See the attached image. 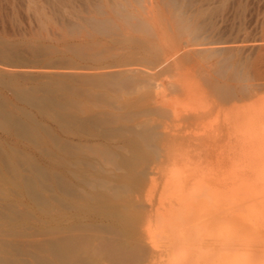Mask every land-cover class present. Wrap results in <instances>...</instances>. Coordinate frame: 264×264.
<instances>
[{
	"label": "bare ground",
	"instance_id": "6f19581e",
	"mask_svg": "<svg viewBox=\"0 0 264 264\" xmlns=\"http://www.w3.org/2000/svg\"><path fill=\"white\" fill-rule=\"evenodd\" d=\"M91 3L65 27L113 45L70 50L118 70L42 80L19 66L51 50L0 38V264H264V40L215 38L226 1L166 0L169 43L153 0ZM227 195L249 204L233 229Z\"/></svg>",
	"mask_w": 264,
	"mask_h": 264
},
{
	"label": "rangeland",
	"instance_id": "374dc122",
	"mask_svg": "<svg viewBox=\"0 0 264 264\" xmlns=\"http://www.w3.org/2000/svg\"><path fill=\"white\" fill-rule=\"evenodd\" d=\"M95 1L97 0H90V2H87L86 0H69L67 3H64V7L60 11L55 12L51 0H0V4H1L0 38L15 42L30 41L33 43L40 44L44 47H47L52 52L51 58L48 61L40 60L34 62L32 60H29L28 58V60H26L25 63L19 66V69L21 70L23 68L22 70H24L26 68L25 71H28L27 69H31L34 63L33 65L34 70L32 69L30 71L33 72L35 71L33 74L37 73V75L34 76H38V78L41 77L40 79L42 80H46L50 75H64V76L66 75V76H71L73 77L72 79L76 80L81 76L89 75L91 72L94 73L93 71L95 70L96 72L101 71L100 73H106L108 70L109 72L115 70L116 69L115 67L117 66L106 67V68L102 67L101 69H99V66L111 64L112 63L111 61L110 62L103 61L97 63V61H94L89 58L76 57L70 50L71 46H77L79 44L80 45L83 44L87 47H93V45H95L96 46L95 48L98 50H102V49L109 50L112 47L113 44L110 41L111 39L109 37L100 34L94 35L88 30L84 31L83 33L73 34L70 33L65 27V23L78 22L80 21V19L87 16L88 13L89 14L92 13V10L90 11V7L93 5V3L91 2L95 3ZM198 1L201 2V4H203L205 7L221 5L223 1H226V8L224 10V14L223 13L217 14L215 17L217 18L216 20H219V27L216 31L217 33L215 32L216 35L215 38L217 37L216 38L217 40H223L226 42L227 45L230 44V42L227 41H232L231 44L238 45V43L239 44L245 43L252 39L264 40V0H198ZM243 7H246L245 8L246 10ZM239 9L245 11L244 15H243V11L242 13H240L241 10ZM149 13L150 14L146 13L144 15L147 16L149 20L151 19L150 21L153 22V25L156 26V28L159 27L157 28L159 29L160 32L159 37H161V35L163 34L162 35L163 37L160 38L162 41V42L160 41V43H164V42L169 43L170 41H173L174 40L173 38H175L176 34H178V27L176 25V22H174L176 20H174L175 17L173 18V11L170 7H168L166 0H153V5L150 6ZM170 14L172 15L170 16ZM227 14L229 16H227L228 23L226 24L227 21L222 22L220 20H221V15H227ZM231 14L234 15L231 16ZM163 16L166 17L165 18L166 21H164ZM167 17L169 20H167ZM238 17H240L241 20H239ZM9 18H11V21H9ZM161 18H163V20H161ZM155 19H160V20L158 22V20L156 21ZM171 20H174L172 21L173 23L168 22ZM232 20L233 23L230 24ZM42 22H44L43 24L44 26L42 25ZM165 22L166 24H164ZM11 23H13V25ZM169 23H171L172 25ZM171 28L173 30L169 31V29ZM165 35H167V37ZM235 42L237 44H235ZM26 50H24V53L28 54ZM116 51L123 52L122 49L119 50L116 49ZM256 51L258 52L253 51V53L255 52L254 56L255 54L260 55V59L256 63V67L259 68L258 70L260 74H258L259 77L256 80H252V82L259 84L256 86V88L259 89L260 86H262V84L264 87V48L257 49ZM29 63H31V65ZM46 65L48 66L45 67ZM177 67L179 68V71L183 72V76H185L186 78H190L191 84L193 83L196 84V81L198 79L196 77H193L192 75L193 69H190L188 64L180 61L177 64ZM70 68L71 69L74 68L72 72ZM120 68L121 67H118L116 70ZM46 69H48L49 71H47ZM55 69L57 70L56 72L54 71ZM81 69L85 71L83 72ZM62 70L64 72H62ZM44 71L49 73L46 74ZM41 72L45 74H42ZM31 82L32 80L24 81V83L27 85H29ZM3 92L5 94L8 93L6 91ZM8 95L10 98H14L11 94L8 93ZM45 122L49 123L48 120H45ZM220 177L224 178V175H220ZM228 198L229 197L227 195V200H225L223 203L221 202L218 204L224 207L225 209H227L228 211H232V213L234 212L236 213V214L234 213V215L237 216L236 217L237 219L233 218L232 214H230L226 223L223 224L226 228L233 229L234 227L239 226V222L241 223V220L244 219V221L247 222V220L243 216V213L245 214V210L249 204H247L245 198L241 196L235 195L233 200L231 199L228 200ZM24 203L29 204L27 200H24L22 203L18 202V204L22 208L25 205Z\"/></svg>",
	"mask_w": 264,
	"mask_h": 264
}]
</instances>
